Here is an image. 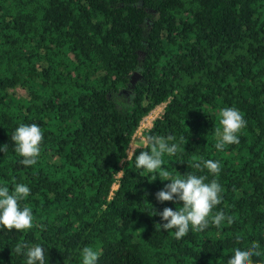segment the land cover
I'll use <instances>...</instances> for the list:
<instances>
[{"label": "trees", "instance_id": "1", "mask_svg": "<svg viewBox=\"0 0 264 264\" xmlns=\"http://www.w3.org/2000/svg\"><path fill=\"white\" fill-rule=\"evenodd\" d=\"M162 104L145 141L174 136L179 147L163 167L216 180L223 191L213 215L231 224L210 219L179 240L160 229L153 208L183 204L157 201L170 181L136 167L133 153L150 146L127 153ZM227 107L247 123L238 144L218 151ZM32 123L44 138L38 162L25 167L11 137ZM5 144L0 186L31 189L20 203L34 221L23 231L0 226V264H26L17 244L42 246L45 264H82L85 247L100 253L96 264H227L253 242L254 264H264V0H0ZM205 160L219 161L220 173L193 167Z\"/></svg>", "mask_w": 264, "mask_h": 264}, {"label": "clouds", "instance_id": "2", "mask_svg": "<svg viewBox=\"0 0 264 264\" xmlns=\"http://www.w3.org/2000/svg\"><path fill=\"white\" fill-rule=\"evenodd\" d=\"M220 125L222 127L215 129L216 143L215 148L218 151L224 149L226 145L238 144V134L246 127V120L238 109L227 107L220 111ZM43 131L35 123L19 125L11 139L15 143V151L22 157L20 163L25 167L33 166L38 162L40 156L41 144L43 143ZM175 140L174 136L163 137L148 136L146 144L150 146V151H140L135 156L136 167L144 169L149 173H156L162 177V181H170L158 191L155 196L160 203L182 202V207L173 210L165 207L157 212L153 208V216L159 215L165 223L158 224L163 231L175 229L174 235L177 240L185 237L191 228L194 232L204 231L210 223L219 228L225 219L228 224L233 222L232 217H226L223 212H217L213 215V209L222 201L221 185L216 181L206 183V176H198L192 173L186 175L172 176V174L163 167L165 154L172 156L177 152L176 143L169 144V141ZM187 143V142H186ZM185 143V144H186ZM7 149V144L0 146V152ZM193 167L197 169L206 168L211 174L218 175L221 171L219 161L205 160L195 163ZM155 180V179H154ZM31 189L25 184L14 185V190L9 191L7 186H0V226L11 231L28 230L33 227L34 217L29 207L21 208V201L30 195ZM239 239V237L237 238ZM260 245L256 242L251 244L250 248L234 250L227 264H254L253 257L260 256L258 251ZM22 249H27L26 264H45V252L42 246L35 245L29 247L27 244H17L15 252L20 254ZM100 253L91 247H85L82 250V264H96Z\"/></svg>", "mask_w": 264, "mask_h": 264}, {"label": "rangeland", "instance_id": "3", "mask_svg": "<svg viewBox=\"0 0 264 264\" xmlns=\"http://www.w3.org/2000/svg\"><path fill=\"white\" fill-rule=\"evenodd\" d=\"M15 93H16V95H25V91H23L21 89H17L15 91ZM164 107H165V104H162V105L156 107L150 114H148L146 117L143 118V120L141 121L140 126H139L138 130L136 131V133L134 134L132 141H131V144L129 146V150L127 153L128 159L130 158V156L132 155L133 151L136 148H139V147H142L145 145L146 141L143 137V133L151 127L152 122L156 118L162 116ZM148 117H151V118H148ZM118 176H121V174H119ZM113 187H114L113 190L117 189L118 184H117V186H113Z\"/></svg>", "mask_w": 264, "mask_h": 264}, {"label": "water", "instance_id": "4", "mask_svg": "<svg viewBox=\"0 0 264 264\" xmlns=\"http://www.w3.org/2000/svg\"><path fill=\"white\" fill-rule=\"evenodd\" d=\"M136 77H137V74H136V73H133L132 76H131V83H132V85L135 84V82H136Z\"/></svg>", "mask_w": 264, "mask_h": 264}, {"label": "built area", "instance_id": "5", "mask_svg": "<svg viewBox=\"0 0 264 264\" xmlns=\"http://www.w3.org/2000/svg\"><path fill=\"white\" fill-rule=\"evenodd\" d=\"M118 178H120V176H118ZM117 184H118V181L113 185V186H117ZM114 188V187H113Z\"/></svg>", "mask_w": 264, "mask_h": 264}, {"label": "bare ground", "instance_id": "6", "mask_svg": "<svg viewBox=\"0 0 264 264\" xmlns=\"http://www.w3.org/2000/svg\"><path fill=\"white\" fill-rule=\"evenodd\" d=\"M148 118H151V117H148Z\"/></svg>", "mask_w": 264, "mask_h": 264}]
</instances>
